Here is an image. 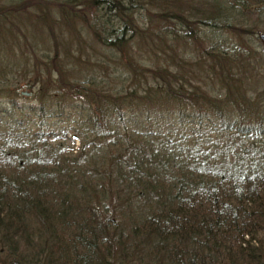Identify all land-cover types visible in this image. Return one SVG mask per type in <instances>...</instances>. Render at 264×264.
<instances>
[{"label":"trees","instance_id":"obj_1","mask_svg":"<svg viewBox=\"0 0 264 264\" xmlns=\"http://www.w3.org/2000/svg\"><path fill=\"white\" fill-rule=\"evenodd\" d=\"M249 9L0 0V264H264Z\"/></svg>","mask_w":264,"mask_h":264},{"label":"rangeland","instance_id":"obj_2","mask_svg":"<svg viewBox=\"0 0 264 264\" xmlns=\"http://www.w3.org/2000/svg\"><path fill=\"white\" fill-rule=\"evenodd\" d=\"M233 24H237L240 27L246 28V29H256L259 33L254 36L257 40H255V38L251 39V44H254V46L258 49V50H264V43L258 39L259 35H264V9H259V11L255 10V9H249L247 11L243 10H237L235 12V14L233 15V20L232 22ZM204 35H207L206 33H208V30H202ZM203 36V35H202ZM221 40V39H220ZM228 46H229V42L227 41ZM225 44V42H224ZM100 55H95L93 57H91L92 60L97 59V57ZM258 73L259 75L257 76L259 78V85H261L262 87L264 86V63L260 66V68L258 69ZM21 91H27L26 88H21ZM22 103V101L20 102ZM74 147L76 148L77 146V142H73Z\"/></svg>","mask_w":264,"mask_h":264},{"label":"water","instance_id":"obj_3","mask_svg":"<svg viewBox=\"0 0 264 264\" xmlns=\"http://www.w3.org/2000/svg\"><path fill=\"white\" fill-rule=\"evenodd\" d=\"M259 38L264 43V36L260 35ZM20 94L23 95V96H28L29 95V93H27V92H21Z\"/></svg>","mask_w":264,"mask_h":264}]
</instances>
